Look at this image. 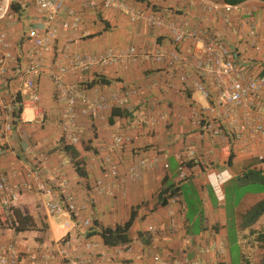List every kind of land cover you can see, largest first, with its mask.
<instances>
[{
	"label": "crops",
	"instance_id": "0c3cea01",
	"mask_svg": "<svg viewBox=\"0 0 264 264\" xmlns=\"http://www.w3.org/2000/svg\"><path fill=\"white\" fill-rule=\"evenodd\" d=\"M60 1L63 10L71 9L78 20L63 30L59 21L66 18L72 22L74 14L62 13L54 23V36L38 49V101H31L25 86L16 92L20 110L8 139L11 151L0 155V172L8 182H30L28 189H20L12 208L30 215L35 227L20 232L0 227V242L37 251L60 240L80 264H183L184 259L194 258L200 264H230L226 223L232 218V228L241 231L238 215L264 198V192H246L227 216L223 190L228 186L233 191L234 176L245 168L260 166L264 130L251 133L244 129L235 139V127L243 117L235 110L230 116H222L221 107L213 99L216 87L206 76H199L192 61L199 55L203 39L215 36L226 47L243 53L238 61L243 77L263 73L264 49L253 51L244 41V32L245 21L250 20L257 32L264 34V3L245 0L233 5L224 17L205 9L203 2L213 0H115L134 11L159 9L166 20L196 31L197 40L185 39L177 46L179 65L175 66L168 61L172 44L167 26L155 30L144 18L130 21L124 11L102 8L101 0H94L93 7L86 6L85 0ZM215 2L222 4L221 0ZM11 9V17L0 27L16 59L10 63L5 87L0 90V105L15 93L20 70L33 49L24 33L35 27L41 32L44 27L43 15L31 0L15 1ZM129 46L141 51L163 47L167 57L161 63L138 57L129 60L121 54ZM106 52L110 59L105 64L95 61L83 73L66 71L62 75L65 83H76L92 100L108 104L94 117L76 112L73 130L78 142L71 145L63 138L60 113L65 104L55 97L51 74L58 65L67 66L74 55L93 58ZM178 75L204 81L210 96L203 98L196 89L184 85ZM126 88L135 89V95L128 107L119 108L123 114H112L111 109L117 108L109 107L112 96ZM261 101L264 110V97ZM35 107L40 110V119L35 117ZM193 109L199 110L197 123L190 115ZM207 117L220 121V137L203 132ZM256 118V112L249 114L250 120ZM259 122L264 127V116ZM116 134L129 136L130 142L112 149L110 155L117 162L118 175L103 178L102 156ZM139 157L146 165L137 169L139 178L133 179L130 171ZM178 167L185 173L182 179L178 178ZM31 168L38 170L40 179L55 194L60 185H65L82 214L91 219L90 225L82 227L66 211L47 213L44 202L48 195L42 194L26 175ZM173 188L177 189L169 195ZM230 195L233 198V193ZM6 213L0 206V215ZM131 213L128 245H105L99 229L120 224ZM57 219L66 227L58 234L53 230ZM41 222L46 224L44 229H40ZM149 225L154 227L153 232L147 230ZM86 242L93 243L91 251L84 247ZM54 255L49 264H62Z\"/></svg>",
	"mask_w": 264,
	"mask_h": 264
},
{
	"label": "built area",
	"instance_id": "2783aa9c",
	"mask_svg": "<svg viewBox=\"0 0 264 264\" xmlns=\"http://www.w3.org/2000/svg\"><path fill=\"white\" fill-rule=\"evenodd\" d=\"M19 0H0V23L12 15V5ZM27 1V0H23ZM37 10L43 15V30L38 32L35 28L27 29L24 33L26 40L33 47L28 53L26 63L21 68L18 82L15 86V93L10 94L6 101L0 105V155L4 152H10L11 147L8 146V139L12 132V124L16 116L14 115L15 106L13 101L16 97V92L22 86L29 90L30 99L36 103L38 101V93L36 92V81L38 79L41 63L39 59V48L47 45V40L55 34L54 23L58 17L65 13L66 15L74 14L71 9L63 10V5L60 0H31ZM205 9L214 10L217 13H222L227 17V13L235 6L225 3L213 1H204ZM85 5L93 7L94 0H85ZM102 8H116L124 11L130 21H135L139 18H144L150 27L159 30L162 27L168 28L171 37L172 48L168 53L169 62L175 66L179 65V56L177 46L185 39L197 40L199 36L194 30H184L176 23L165 19L164 14L159 9H152L145 13L143 10L134 11L123 3L115 0H101ZM78 20L76 14L73 15V20L70 22L64 18L59 21L60 27L67 30L75 25ZM264 22V19H263ZM246 29L244 32V41L249 47L255 51L264 49V34L258 33L253 22L245 21ZM122 57L134 60L137 57L153 62H164L166 52L163 47H157L151 51H141L134 46H129L121 53ZM244 57L236 49H230L222 44L215 36H210L202 41V46L199 55L193 57L192 66L195 68L199 76L204 75L209 79V82L216 87L214 101L221 107L223 117L230 116L232 110L238 111L243 117V122L235 127L233 135L235 139H239L241 132L248 129L251 133L262 132L263 124L259 122V118L264 116L262 109V97H264V72L255 74L250 77H243L238 61ZM16 57L10 51V45L6 32L0 27V90L5 87V76L9 71L10 63L15 61ZM110 59V53L98 55L97 57L74 55L68 61L67 66L58 65L57 70L51 74V80L54 85V94L56 99L63 101L65 107L60 113V122L63 127V138L69 144L74 145L78 142L75 132L76 112L81 115L94 117L102 108L108 106L104 101L92 100L89 96L82 92V89L76 83H65L62 80V75L66 71L83 73L89 69L92 62L105 64ZM178 78L187 87L196 89L203 98L210 96L209 90L204 81L189 80L185 75H178ZM135 95V89L126 88L119 95H113L109 107L126 108L128 107L131 98ZM1 97V94H0ZM20 104V103H19ZM77 107V109H75ZM35 117L40 119L41 113L38 107L34 109ZM251 112L257 113L256 120L249 119ZM194 123L199 122V110L193 109L190 113ZM203 132L211 137H220L223 133L220 121L215 117H207L202 125ZM130 142V137L127 135L116 134L112 137L111 146L107 153L102 156V177H116L118 175L117 162L112 159L110 152L114 147L121 146ZM146 165L144 158L139 157L131 169L130 174L133 179L139 178L140 167ZM166 166V164H164ZM179 168L178 178L182 179L185 176L184 171ZM29 178L34 180L35 187L42 193L48 195V200L44 202L47 213H58L66 211L71 218L82 227H88L91 219L82 214V208L77 206L71 195L67 192L65 185L58 187L57 194L54 193L51 187L46 186L39 177L36 168L28 169L26 172ZM30 182L28 180L21 181L19 184L8 182L6 176L0 172V206L5 211H10L15 202L20 189H28ZM147 230L154 231V227L149 225ZM92 242L84 243V247L88 250L93 249ZM128 251V247L126 248ZM54 252L62 261V264H80L76 257L70 255L69 248L64 246L60 240L53 241L50 245L40 247L37 251L32 249H19L15 245L7 242H0V264H49L51 257H54ZM99 264H107L106 261H101ZM183 264H200L197 258L184 259Z\"/></svg>",
	"mask_w": 264,
	"mask_h": 264
},
{
	"label": "trees",
	"instance_id": "16d2710c",
	"mask_svg": "<svg viewBox=\"0 0 264 264\" xmlns=\"http://www.w3.org/2000/svg\"><path fill=\"white\" fill-rule=\"evenodd\" d=\"M245 0H221L222 3L236 5ZM264 3V0H259ZM264 71V66L263 69ZM19 97L16 96L14 103L16 104L14 115L17 117L20 110ZM112 114H123V110L119 108H112ZM79 172V167H75ZM237 185L256 184L255 191L264 192V159H262L259 167L245 168L239 174L234 176ZM177 188H173L169 195L174 194ZM161 193V192H160ZM162 197V194H161ZM6 214L0 215V227L11 228L15 232L25 231L33 229L35 227L32 217L28 214L21 213L17 208H11ZM264 215V198H260L253 202L243 213L239 214L238 228L247 229L250 227L259 216ZM133 213L130 214L127 220L120 224H116L113 227H103L99 229L98 234L102 239V242L107 246H124L126 247L130 241L129 229L133 220ZM46 224L41 222L40 229H44ZM254 240L258 242L261 247V253L257 257L256 264H264V229L256 231ZM239 258H241L244 264L246 258L243 252H239Z\"/></svg>",
	"mask_w": 264,
	"mask_h": 264
},
{
	"label": "rangeland",
	"instance_id": "374dc122",
	"mask_svg": "<svg viewBox=\"0 0 264 264\" xmlns=\"http://www.w3.org/2000/svg\"><path fill=\"white\" fill-rule=\"evenodd\" d=\"M215 2V0H213ZM235 185L234 189L230 187H225L223 190V195L225 196L224 211L227 216H230L233 213V206H236L237 202L248 193H257L255 191L256 184H246V185ZM231 193H233V198H231ZM239 218V215H238ZM230 218L226 223V232L228 235L229 241V251H230V264H240L239 252H243L246 261L244 264H256L257 257L261 253V247L258 245V242L254 240L256 231H261L264 229V215H261L257 220L247 229H242L237 231L234 227V222ZM66 227L63 225L61 219H57L53 222V230L58 234L60 231H65ZM239 229V228H238ZM237 231V232H236ZM239 236V237H238ZM236 240L238 244L234 242ZM240 240V242H239Z\"/></svg>",
	"mask_w": 264,
	"mask_h": 264
}]
</instances>
